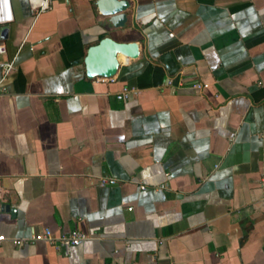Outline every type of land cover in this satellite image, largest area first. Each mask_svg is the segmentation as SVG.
I'll list each match as a JSON object with an SVG mask.
<instances>
[{"label": "crops", "instance_id": "1", "mask_svg": "<svg viewBox=\"0 0 264 264\" xmlns=\"http://www.w3.org/2000/svg\"><path fill=\"white\" fill-rule=\"evenodd\" d=\"M96 1L51 0L36 18L13 4L0 234L88 239L67 254L7 241L0 264H264V0H125L121 29ZM104 37L138 55L87 79Z\"/></svg>", "mask_w": 264, "mask_h": 264}, {"label": "built area", "instance_id": "2", "mask_svg": "<svg viewBox=\"0 0 264 264\" xmlns=\"http://www.w3.org/2000/svg\"><path fill=\"white\" fill-rule=\"evenodd\" d=\"M18 0H0V28L7 27L13 23V4ZM28 13L36 18L39 14H42L50 9L51 0H26ZM6 46L3 41L0 40V85L14 68V59L12 57L9 60H3L6 56ZM165 86H171L172 81L167 79ZM178 87L181 84H177ZM195 91H202L207 88L206 84L193 83L190 86ZM128 90L123 88L119 94L115 96L117 101L126 99ZM1 93V90H0ZM264 158V156H263ZM115 184V180L106 177H99L96 180V186L98 188L110 187ZM140 190H144L143 186H139ZM88 237L79 232H71L66 235H60L58 237L52 236L48 230L44 229L39 233L32 234L28 238H7L0 234V245L4 242H10L14 246L26 245L34 242H44L52 245L56 249L62 250L64 254H67L71 247L77 246L80 242L87 240Z\"/></svg>", "mask_w": 264, "mask_h": 264}, {"label": "water", "instance_id": "3", "mask_svg": "<svg viewBox=\"0 0 264 264\" xmlns=\"http://www.w3.org/2000/svg\"><path fill=\"white\" fill-rule=\"evenodd\" d=\"M95 8L100 17L105 18L104 24L113 29L123 28L126 22L125 11L129 4L125 0H97ZM7 27L0 28V40H4ZM138 55V47L134 42L119 43L110 37L100 39L97 44L87 48L83 58L84 72L87 79L112 78L118 67V56L125 59H135ZM1 209V207H0ZM8 210V208H4ZM12 213V210H8Z\"/></svg>", "mask_w": 264, "mask_h": 264}, {"label": "bare ground", "instance_id": "4", "mask_svg": "<svg viewBox=\"0 0 264 264\" xmlns=\"http://www.w3.org/2000/svg\"><path fill=\"white\" fill-rule=\"evenodd\" d=\"M121 57V59L123 58L122 56H120Z\"/></svg>", "mask_w": 264, "mask_h": 264}]
</instances>
